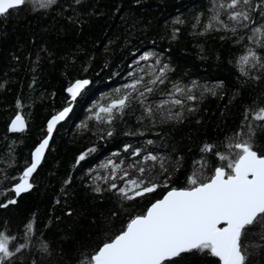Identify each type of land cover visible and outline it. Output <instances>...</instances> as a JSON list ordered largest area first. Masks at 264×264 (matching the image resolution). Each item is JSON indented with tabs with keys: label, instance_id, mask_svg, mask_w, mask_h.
I'll return each mask as SVG.
<instances>
[{
	"label": "trees",
	"instance_id": "1",
	"mask_svg": "<svg viewBox=\"0 0 264 264\" xmlns=\"http://www.w3.org/2000/svg\"><path fill=\"white\" fill-rule=\"evenodd\" d=\"M216 2L82 0L76 5L74 0H58L48 10L26 5L0 18V190L15 182L3 180V175L18 176L31 162L33 149L46 136L49 119L72 104V112L58 125L33 176L34 188L21 194L15 205L0 208V227L7 224L12 232L20 233L24 225H33L34 247L25 254V264L33 259L37 264H79L82 253L97 249L106 234L118 232L171 187H187L188 177L199 167L195 161H207L205 174L209 176L224 163L214 153L226 151L224 143L241 127L246 109L264 106V69H253L246 77L238 65L248 48L264 56V49L248 38L252 27L264 24V19L257 15L256 25L238 30L235 36L229 31H205ZM177 19L183 23L177 24ZM149 52L171 69L150 101L165 98L173 82L196 81L214 88L216 94L205 92L196 110H185L180 121H141L142 108L133 103L112 125L100 124L95 111L108 102L106 97L114 96L115 89L132 81L130 73L151 79L147 66L154 60H139ZM78 79L91 84L73 102L66 89ZM18 100L22 102L19 108ZM17 114L24 115L28 125L23 133L9 131ZM101 128H111L113 135L100 139ZM126 144L170 158L174 170L170 169L167 188L129 202L94 179L110 174L111 169L103 167L109 159L123 160L125 167L140 159L130 157L132 149L123 151ZM208 144L216 146L213 153L201 151ZM255 145L264 149V128L257 130ZM86 152L85 160L77 164ZM128 171L135 175V169ZM115 182L123 183L119 174ZM96 186L104 190L96 192ZM13 196L8 192L0 196V202ZM248 239L259 242L256 236ZM44 241L47 253L39 247ZM249 250L253 253L249 264H264V248ZM181 264H220V260L194 253Z\"/></svg>",
	"mask_w": 264,
	"mask_h": 264
},
{
	"label": "snow or ice",
	"instance_id": "2",
	"mask_svg": "<svg viewBox=\"0 0 264 264\" xmlns=\"http://www.w3.org/2000/svg\"><path fill=\"white\" fill-rule=\"evenodd\" d=\"M57 3L58 0H0V18L26 5L33 10L37 6L47 10ZM74 3L80 5L82 0H74ZM210 13L205 31H229L235 36L238 30L256 25L257 15L264 19V0H217ZM175 22L183 23L179 19ZM251 32L249 40L259 49H264V24L252 27ZM139 60H154L147 66L146 74L151 79L145 81L144 76L130 73L134 77L132 81L115 89L114 96L111 99L106 97L108 102L101 103L95 111L94 118L100 124L112 125L113 120L123 118L126 109L133 103L142 108L141 121H180L185 110H196L195 105L205 92L216 94L214 88L201 86L196 81L188 85L173 82L165 98L150 101L149 96L166 82L171 69L155 53H144ZM238 65L242 75L250 76L251 70L264 69V56L256 49L248 48L239 57ZM138 71L145 72V69L139 68ZM90 84L88 79H78L72 83L66 89L71 101L74 102ZM21 103L17 101L18 108ZM71 112L72 104L69 103L51 117L46 126L45 138L35 147L31 162L26 164L22 173L13 177L2 176L3 180L15 182L10 188L0 190V196H7L8 192L14 194L0 202V208L15 205L21 194L34 188L33 176L49 150L53 132ZM258 122H264V106L246 109L241 127L224 143L226 151L214 153L224 163L216 166L212 175L205 174L206 160L195 161L194 164L199 167L194 168L188 177L187 187H171L161 199L152 202L145 212L131 217L118 232L106 234L97 249L90 254L82 253L79 264H181L186 255L194 253L219 258L222 264H249V257L253 254L249 249L264 248V149H258L255 145L256 132L264 128V124ZM27 126L24 115L17 114L10 122L9 131L23 133ZM100 131V139L113 135L111 128H101ZM147 143L154 142L148 140ZM215 147L208 144L201 151L213 153ZM129 149H132L130 157L140 159L126 167L123 160L117 162L109 159L103 167L111 169L110 174L94 179L102 180L108 186L107 190L117 192L129 202L155 193L161 187L167 188V181L171 178L170 169L174 170L170 158L144 148H134L131 144H126L123 151L129 152ZM142 152L145 154L142 155ZM87 155V152L81 154L77 164L85 160ZM129 168L135 169V175L128 171ZM118 174L122 184L115 182ZM66 183H70V180ZM102 190L100 186L94 188L96 192ZM33 232L31 222L24 225L20 233L12 232L7 224L0 227V264H25V254L34 247ZM249 236L258 237L259 242H250ZM39 247L45 253L48 252L46 241L41 242ZM31 264H37L36 260L33 259Z\"/></svg>",
	"mask_w": 264,
	"mask_h": 264
},
{
	"label": "bare ground",
	"instance_id": "3",
	"mask_svg": "<svg viewBox=\"0 0 264 264\" xmlns=\"http://www.w3.org/2000/svg\"><path fill=\"white\" fill-rule=\"evenodd\" d=\"M47 10H48V9H47ZM73 83H74V82H73ZM69 84H70V83H69ZM84 91H85V90H84ZM84 91H83V92H84ZM83 92H82V93H83ZM68 95H69V93H68ZM79 97H80V96H79ZM69 115H70V114H69ZM68 117H69V116H68ZM68 117H67V118H68ZM50 119H51V118H50ZM50 119H49V120H50ZM65 121H66V120H65ZM63 122H64V121H63ZM61 123H62V122H61ZM58 125H59V124H58ZM57 127H58V126H57ZM57 127H56V129H57ZM56 129H55V131H56ZM55 131H54V133H55ZM54 133H53V135H54ZM52 137H53V136H52ZM41 141H42V140H41ZM41 141H40V142H41ZM38 144H39V143H38ZM38 144H37V145H38ZM50 144H51V141H50ZM50 144H49V146H50ZM35 145H36V144H35ZM34 149H35V148H34ZM34 149H33V150H34ZM31 150H32V149H31ZM32 152H33V151H32ZM29 160H30V159H29ZM94 165H95V164H94ZM88 169H89V168H88ZM21 171H23V170H21ZM220 263H221V261H220Z\"/></svg>",
	"mask_w": 264,
	"mask_h": 264
},
{
	"label": "water",
	"instance_id": "4",
	"mask_svg": "<svg viewBox=\"0 0 264 264\" xmlns=\"http://www.w3.org/2000/svg\"><path fill=\"white\" fill-rule=\"evenodd\" d=\"M69 95H70V94H69ZM66 119H67V118H66ZM66 119H65V120H66ZM65 120H64V121H65ZM62 122H63V121H62ZM59 124H60V123H59ZM57 126H58V125H57ZM57 126H56V127H57ZM53 133H54V132H53ZM37 146H38V145H37ZM33 151H34V150H33ZM32 153H33V152H32ZM46 153H47V152H46ZM45 155H46V154H45ZM41 164H42V163H41ZM221 226H223V225H221ZM220 264H222V262H221Z\"/></svg>",
	"mask_w": 264,
	"mask_h": 264
}]
</instances>
